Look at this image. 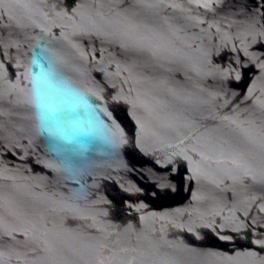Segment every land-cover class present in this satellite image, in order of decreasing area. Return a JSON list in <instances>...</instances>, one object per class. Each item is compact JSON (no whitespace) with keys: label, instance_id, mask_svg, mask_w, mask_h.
Listing matches in <instances>:
<instances>
[{"label":"water","instance_id":"95a60500","mask_svg":"<svg viewBox=\"0 0 264 264\" xmlns=\"http://www.w3.org/2000/svg\"><path fill=\"white\" fill-rule=\"evenodd\" d=\"M0 264H264V0H0Z\"/></svg>","mask_w":264,"mask_h":264}]
</instances>
